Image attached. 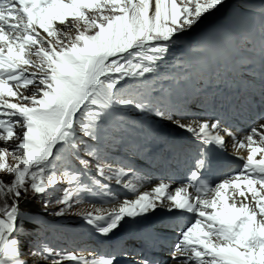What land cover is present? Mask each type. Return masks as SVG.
Masks as SVG:
<instances>
[{"label": "snow or ice", "instance_id": "snow-or-ice-1", "mask_svg": "<svg viewBox=\"0 0 264 264\" xmlns=\"http://www.w3.org/2000/svg\"><path fill=\"white\" fill-rule=\"evenodd\" d=\"M226 2L0 0V172L11 176L0 179V264H118L114 255L51 246L39 235L44 222L29 221L22 206L36 201L35 215L62 218L97 196L100 206L73 214L105 237L129 220L187 213L193 218L177 225L174 264H264V115L238 136L213 115L217 96L208 88L193 93L206 118L189 120L192 97L179 98L193 78L238 79L246 85L242 110L264 109V7L255 36L216 29L183 40ZM179 45L196 63L174 65L183 71L172 74L168 57ZM217 55L225 62L212 68ZM161 81L170 83L158 87ZM123 109L190 135L192 144L172 145L184 156L182 180L160 178L145 189L139 169L112 158L136 127ZM229 144L242 164L210 183L203 177L212 149ZM25 222L36 232L31 261Z\"/></svg>", "mask_w": 264, "mask_h": 264}, {"label": "rangeland", "instance_id": "rangeland-1", "mask_svg": "<svg viewBox=\"0 0 264 264\" xmlns=\"http://www.w3.org/2000/svg\"><path fill=\"white\" fill-rule=\"evenodd\" d=\"M221 11V10H220ZM216 14H218V12L216 13ZM215 14V15H216ZM215 15H212V16H209L207 19H205V20H208V19H211L212 17H214ZM34 71H35V69H33ZM9 162L10 163H14V161H12L11 160V158H9ZM0 179H4L5 181H7V182H10L11 181V176H9V175H7L6 173H2V172H0ZM23 206V208L25 209V211L26 212H29L31 215L29 216V221H37L36 219L38 218V217H40V216H37V215H35V213H39V212H41L42 211V209L40 208V206H39V203L38 202H36V201H33V202H31V203H27V204H24V205H22ZM57 206H55V205H53V209H55ZM75 207L72 209V212L71 213H69L68 215H66L65 217H62V218H54V217H52V216H49V215H43V216H41V217H43V218H49V219H51L52 221H62V220H66V222H73V221H75L74 220V218H77V217H79L78 215H74L73 213H83V212H86L87 211V209L85 210V211H81V210H79V211H75ZM83 220L82 219H77V223L76 224H78V223H80V222H82ZM32 223H30V222H25V228H27L28 230H29V228L30 229H33V226H30ZM76 224H73L72 226H74V225H76ZM30 226V227H29ZM60 226H63V225H60ZM63 227H67V226H63ZM29 233H30V235L27 237V245L25 246V254L27 255V256H29L28 255V252H29V248H30V246H31V243H32V240L35 238V236H34V233L33 232H30L29 231ZM72 233H74V232H72ZM31 259H35V258H33V257H31V256H29Z\"/></svg>", "mask_w": 264, "mask_h": 264}, {"label": "bare ground", "instance_id": "bare-ground-1", "mask_svg": "<svg viewBox=\"0 0 264 264\" xmlns=\"http://www.w3.org/2000/svg\"><path fill=\"white\" fill-rule=\"evenodd\" d=\"M201 26V25H200ZM199 26V27H200ZM198 27V28H199ZM26 94H28V93H26ZM244 154H246V153H244ZM90 209L92 210V208L90 207ZM83 223H85L84 221H82V222H80V223H78V224H76V225H74V226H70V225H68L67 227H65L69 232H76V233H82L83 232V230L82 229H80L81 228V225L83 224ZM61 227H63V226H61ZM25 258H27V259H29L30 261L31 260H33V259H31L29 256H27L26 254H25ZM36 259V258H35Z\"/></svg>", "mask_w": 264, "mask_h": 264}]
</instances>
